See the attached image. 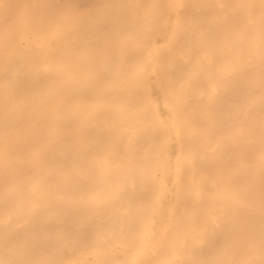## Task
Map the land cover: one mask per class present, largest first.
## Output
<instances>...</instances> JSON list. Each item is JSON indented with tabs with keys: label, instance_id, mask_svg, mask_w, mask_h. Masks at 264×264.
<instances>
[{
	"label": "bare ground",
	"instance_id": "1",
	"mask_svg": "<svg viewBox=\"0 0 264 264\" xmlns=\"http://www.w3.org/2000/svg\"><path fill=\"white\" fill-rule=\"evenodd\" d=\"M0 264H264V0H0Z\"/></svg>",
	"mask_w": 264,
	"mask_h": 264
}]
</instances>
